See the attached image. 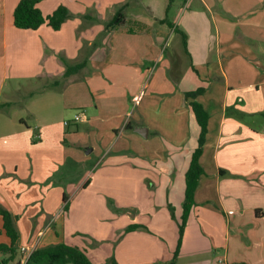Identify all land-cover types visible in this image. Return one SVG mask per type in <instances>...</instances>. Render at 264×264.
I'll use <instances>...</instances> for the list:
<instances>
[{"label": "crops", "instance_id": "1", "mask_svg": "<svg viewBox=\"0 0 264 264\" xmlns=\"http://www.w3.org/2000/svg\"><path fill=\"white\" fill-rule=\"evenodd\" d=\"M18 1L0 0V206L15 250L65 243L93 264H264V0L40 1L43 16L67 8L58 30L17 29ZM119 9L123 23L107 30ZM81 61L64 77V62ZM197 88L204 173L174 257L199 135L184 94ZM78 111L85 120L73 122Z\"/></svg>", "mask_w": 264, "mask_h": 264}, {"label": "trees", "instance_id": "2", "mask_svg": "<svg viewBox=\"0 0 264 264\" xmlns=\"http://www.w3.org/2000/svg\"><path fill=\"white\" fill-rule=\"evenodd\" d=\"M42 0H19L13 11V25L17 29L36 30L43 24H47L52 30H58L61 25L70 17L65 6L59 5L50 15L43 16L37 8V4ZM124 16L122 9L115 12L113 17L106 23L105 28L110 30L123 23ZM183 46L186 47V38L183 35ZM64 77L79 72L85 65V61L75 64H68L64 62ZM203 93L202 88H197L193 91L184 94L185 101H187L191 111L195 117V121L199 126V135L197 139V147L191 154L188 169L185 173V190L182 202V213L178 223V238L174 251V257L178 254L184 228L187 223L189 213L194 202V193L198 186L199 179L203 175V170L199 163V158L203 151L205 136L207 133L208 114L204 110L202 104L195 99ZM68 196L63 193L62 202L64 206L63 211L67 210L66 201ZM171 216L173 215V208L169 207ZM0 216L2 220V228L4 234L9 239V244H0V253L8 254V259L12 260L15 255V244L18 239V233L14 225V217L11 213L0 206ZM139 225H129L124 232H130L137 229ZM5 263V262H4ZM25 264H93L85 252L76 246H70L65 243H58L55 245H48L38 247L32 250ZM110 264H116L110 259Z\"/></svg>", "mask_w": 264, "mask_h": 264}, {"label": "built area", "instance_id": "3", "mask_svg": "<svg viewBox=\"0 0 264 264\" xmlns=\"http://www.w3.org/2000/svg\"><path fill=\"white\" fill-rule=\"evenodd\" d=\"M82 120H85V115L78 111L72 118V121L73 122H79V121H82ZM64 125H67L68 122L67 121H64L63 122ZM35 139H38L39 138V135L38 134H35ZM20 252L22 254V259L20 262H18V264H25L30 253L32 252V249L31 248H28V247H21L20 248ZM219 263H222V260H218Z\"/></svg>", "mask_w": 264, "mask_h": 264}, {"label": "rangeland", "instance_id": "4", "mask_svg": "<svg viewBox=\"0 0 264 264\" xmlns=\"http://www.w3.org/2000/svg\"><path fill=\"white\" fill-rule=\"evenodd\" d=\"M24 88H27V86H24ZM18 97H19V99H21V96H18ZM83 139H85V138H83ZM86 141H87V139H86ZM106 203L108 204V208L111 211L115 209V205H114V203H113V201L111 199H107ZM19 252H20V250L18 248H16L14 258L17 257V255H19ZM7 260H9V259H7ZM0 264H3V263H0ZM14 264H17V261ZM103 264H110V259H106Z\"/></svg>", "mask_w": 264, "mask_h": 264}, {"label": "water", "instance_id": "5", "mask_svg": "<svg viewBox=\"0 0 264 264\" xmlns=\"http://www.w3.org/2000/svg\"><path fill=\"white\" fill-rule=\"evenodd\" d=\"M138 133L141 135V136H143V137H145V135L144 134H142V132L141 131H138ZM90 151V149H88V150H85V154H88V152Z\"/></svg>", "mask_w": 264, "mask_h": 264}]
</instances>
